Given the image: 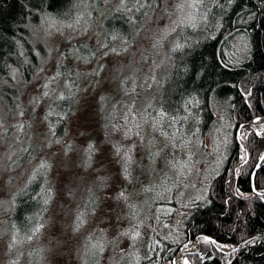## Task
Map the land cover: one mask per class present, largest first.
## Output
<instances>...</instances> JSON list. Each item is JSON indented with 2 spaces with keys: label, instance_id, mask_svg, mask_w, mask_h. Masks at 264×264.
Wrapping results in <instances>:
<instances>
[{
  "label": "rangeland",
  "instance_id": "374dc122",
  "mask_svg": "<svg viewBox=\"0 0 264 264\" xmlns=\"http://www.w3.org/2000/svg\"><path fill=\"white\" fill-rule=\"evenodd\" d=\"M122 3L104 0L101 14L90 22L66 26L46 16L38 27L30 29V41L42 47L38 68L27 83L12 78L18 95L15 108H0V264H30L33 247L38 264H79L87 243L98 249L100 264H119L123 259L125 264H136L151 256L154 236L178 238L172 241L183 245L182 252L195 249L196 244H181L188 207L179 208L173 199L182 194L184 203L195 190L203 196L207 181L202 175L224 157L217 145L221 141L217 142L216 133L202 138L194 137L190 130L179 132L182 135L177 137L173 126L168 133L154 131L149 120L140 119L143 111L156 109L160 98L159 89L148 81L135 96L142 99L152 93L156 102L127 107L125 110L135 118L130 119L131 128L125 133L120 126L103 127L101 98L111 100L110 107L121 87H129L133 78L141 82L146 73L148 77H162L171 43L181 22L189 21L198 11V0H152L144 19L130 24L129 41L104 45L100 21L117 12ZM81 42L96 49L89 63L79 62L73 55ZM75 75L83 94L80 92L76 99L65 136L56 140L49 135L46 107L63 78ZM215 118L221 119L219 113ZM250 132L264 138V119L242 125L237 137L243 141ZM89 145L93 146L90 159ZM239 159L246 161L248 156L241 153ZM41 164L46 165L47 180L55 191L45 216L46 229L31 240L17 243L7 231L12 197ZM90 189L98 195L97 208L75 226L73 209ZM236 194L247 197L239 191ZM167 203V209L163 208ZM158 207L167 212L161 214ZM208 243L202 240L201 245ZM175 264L192 263L187 255Z\"/></svg>",
  "mask_w": 264,
  "mask_h": 264
},
{
  "label": "trees",
  "instance_id": "16d2710c",
  "mask_svg": "<svg viewBox=\"0 0 264 264\" xmlns=\"http://www.w3.org/2000/svg\"><path fill=\"white\" fill-rule=\"evenodd\" d=\"M103 1L0 0V108H15L18 95L11 85L12 78L27 83L38 68L42 47L30 41V29L38 27L46 16L66 26L84 20L90 22L101 14ZM151 3L152 0H147L146 5L145 0H123L117 12L100 21L102 43L129 41L130 24L140 23ZM198 4V11H192L193 17L181 22L168 50L165 61L168 66H164L162 77L156 78L157 74L148 77L146 73L141 82L133 78L129 87L127 84L121 87L110 107L111 100L101 98L102 125L104 128L120 126L119 130L125 133L130 119L135 118V114L125 109L136 108L141 102L148 106L156 102L152 93L142 99L135 96L148 81L150 86L154 84L159 89L160 98L156 109L143 111L140 119L149 120L154 131L168 133L173 126L177 137L185 130L202 138L216 133L217 142L221 141L217 145L224 157L221 162L209 165L202 175L207 181L203 196L195 190L184 203L182 194L173 201L179 208L188 207L181 244H196V236L204 234L218 246L231 250L264 231V195L252 190L253 184L256 190L264 191V163L251 178L263 151L264 138H258L254 132L247 133L243 141L237 137L242 125L264 119V0H198ZM130 9H134L133 13L125 14ZM95 54L94 47L82 42L76 44L73 52L77 61L84 63L92 61ZM79 80L76 75L63 78L57 93L48 102L45 119L53 139L65 136L76 99L80 92L83 94L78 88ZM216 113L221 118L217 121ZM241 153L248 156L246 161L239 159ZM47 176V168L36 167L27 183L12 197L7 231L17 243L46 229L45 216L55 193ZM236 191L247 197H238ZM88 196L86 191L73 209L75 226L80 213H84L85 220L97 208L96 193L94 210L85 208ZM168 204L162 207L167 209ZM158 209L161 214L166 211ZM41 224L43 227L36 232ZM152 239L151 256L136 264H172L183 247L172 241L178 238L154 236ZM35 249L30 251V264H38ZM84 251L79 264H100L98 249L87 243ZM188 257L192 264H264V235L231 253L218 251L212 243L203 244ZM126 262L123 259L119 264Z\"/></svg>",
  "mask_w": 264,
  "mask_h": 264
},
{
  "label": "water",
  "instance_id": "95a60500",
  "mask_svg": "<svg viewBox=\"0 0 264 264\" xmlns=\"http://www.w3.org/2000/svg\"><path fill=\"white\" fill-rule=\"evenodd\" d=\"M262 157H264V147H263V151H262V153H261L260 159H259V161H258V163H257V165H256V167H255V169H254V171H253V173H252V176H251L252 180H253V177H254V175H255V172H256L257 168H259V167L262 165V163L264 162V159H262ZM252 190H253L255 193H257V194L264 195V191H258V190H256V189L254 188L253 184H252ZM262 235H264V231H262V232H260V233H258V234H255V235H253V236L247 238L246 240H244V241H242L240 244H238L234 249L229 250V249H223V248L219 247V246L216 244V242L214 241V239H212L211 237H209V236H207V235H204V234H198V235L196 236V245H195V249H193V250H191V251H184V252L179 251V252L174 256V258H173V260H172V264H175V262H176L179 258L184 257V256H187V255H189V254L195 252V251L201 246V244H202V240H208V241H210V242L214 245V247H215L218 251H220V252L231 253V252H233V251H235V250H238V249H241V248L245 247L247 244H249L250 242H252L253 240L257 239L258 237H260V236H262ZM206 238H207V239H206Z\"/></svg>",
  "mask_w": 264,
  "mask_h": 264
},
{
  "label": "snow or ice",
  "instance_id": "6c2138e0",
  "mask_svg": "<svg viewBox=\"0 0 264 264\" xmlns=\"http://www.w3.org/2000/svg\"><path fill=\"white\" fill-rule=\"evenodd\" d=\"M146 4H147V0H145V5H146ZM145 5H142V7L145 6ZM113 51H115V49H113ZM124 83H125V84L127 83V79L124 81ZM134 90H135V89L133 88V91H134ZM45 95H47V93H45ZM21 115H23V113H21ZM0 127H2V124H0ZM18 127H19L21 130H23L24 125H23V124H20ZM92 150H93V146H92V145H89V147H88L89 159L91 158V155H90V154H91ZM117 151L119 152V150H117ZM126 159H130V158H126ZM262 159H264V157H262ZM45 166H46V165L41 164V167H45ZM89 166H90V165H89ZM120 195L123 196L124 194L121 193ZM94 202H95V196H94V194L91 192V189H90V190H89L88 200H87V202H86V204H85V208H89V207H91V208L94 210ZM83 215H84V213H80V214L78 215V217H77V226H79L80 224L83 223ZM40 227H43V225L41 224L39 227H37V228L35 229V231L38 232V231L40 230ZM28 239L31 240V239H32V236H29ZM206 239H207V238H206Z\"/></svg>",
  "mask_w": 264,
  "mask_h": 264
}]
</instances>
